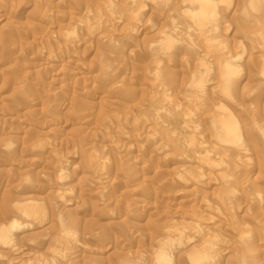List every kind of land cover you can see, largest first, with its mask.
Here are the masks:
<instances>
[{"label": "rangeland", "instance_id": "1", "mask_svg": "<svg viewBox=\"0 0 264 264\" xmlns=\"http://www.w3.org/2000/svg\"><path fill=\"white\" fill-rule=\"evenodd\" d=\"M213 1L0 0V264H264V8Z\"/></svg>", "mask_w": 264, "mask_h": 264}, {"label": "bare ground", "instance_id": "2", "mask_svg": "<svg viewBox=\"0 0 264 264\" xmlns=\"http://www.w3.org/2000/svg\"><path fill=\"white\" fill-rule=\"evenodd\" d=\"M190 1V0H189ZM192 1V0H191ZM243 1V0H242ZM262 1H264V0H244L243 2H245V5H244V3H243V5H244V8L242 9V11H241V9H240V14H243V18H242V21H250L251 20V13H250V11H255V12H257L258 10L257 9H259V8H264V7H262V5L260 6V3H262L263 4V2ZM194 3V4H193ZM193 3H192V7H191V10H189V14H188V18L190 17V19H192V21H194L195 22V24L198 26H200V29H203V30H199V32L202 34H207V36H209V39L212 37V35H213V32L215 31V30H217V27H218V22H219V19L221 18L220 16H214V18L212 17V19H209V18H207V17H209L208 16V14H214L213 13V9H214V1L213 0H193ZM194 6H196V7H194ZM188 9V8H187ZM188 11V10H187ZM186 12V11H185ZM255 14V13H254ZM258 17V16H257ZM244 19V20H243ZM260 20V19H259ZM227 24V23H226ZM226 24H224L225 25V28L223 29V31L226 33L228 30L226 29V28H228L229 29V24L228 25H226ZM219 28V27H218ZM219 30V29H218ZM246 30V29H245ZM260 33H263V32H261V31H259V34ZM216 34V33H215ZM219 34V33H218ZM225 35V34H224ZM211 36V37H210ZM216 36H217V34H216ZM215 37V36H214ZM220 38H223V37H220ZM217 40V39H216ZM211 41V40H210ZM236 41V40H235ZM217 42V41H216ZM245 42V41H244ZM260 45V44H259ZM224 46V45H223ZM235 47H237V46H235ZM235 47H234V49H235ZM244 47V46H243ZM227 48V47H226ZM238 48V47H237ZM220 49V48H219ZM243 49V48H242ZM235 51V50H234ZM233 51V54L235 53ZM230 53V52H229ZM236 53H237V51H236ZM222 54V53H221ZM228 54V53H227ZM226 54V55H227ZM222 55H224V54H222ZM229 55L230 54H228V57H229ZM234 55H236V54H234ZM237 55H238V53H237ZM232 57V56H231ZM230 57V58H231ZM235 57V56H234ZM239 57V56H238ZM224 58V57H223ZM227 59V58H226ZM237 59V58H236ZM230 60V59H229ZM260 60V59H259ZM232 61V60H231ZM237 62L239 61V60H236ZM228 62V61H227ZM263 62H264V60H263ZM209 65V64H208ZM226 66V65H225ZM230 66V65H229ZM260 66V65H259ZM203 67V66H202ZM211 67V66H210ZM261 69H264L263 67L261 68L260 67V71H258V72H261ZM213 71V70H212ZM222 71H224V70H222ZM216 72V71H215ZM214 73V72H213ZM225 73V72H224ZM228 73V75H229V73L230 72H226V74ZM105 74V73H104ZM232 74V73H231ZM209 76V75H208ZM223 77V76H222ZM208 78V77H207ZM223 79V78H222ZM221 79V80H222ZM219 80V79H218ZM206 81V80H205ZM218 82H220V81H218ZM227 82H229V81H227ZM226 83V82H225ZM230 83V82H229ZM228 83V84H229ZM223 84V83H222ZM228 84L226 85V86H228ZM225 85H223L222 86V88L223 89H225ZM231 84H229V86H230ZM228 89H229V87H228ZM226 91V90H225ZM221 107H223V106H221ZM222 111H224V110H222ZM228 116V115H227ZM230 125V126H229ZM229 125H227L226 124V133H225V135H227V138L228 139H233V141H234V137H238V135H237V128L235 127V125L234 124H232V123H230ZM223 126V125H222ZM224 128V127H223ZM225 129V128H224ZM263 132V131H262ZM223 135V134H222ZM234 136V137H233ZM262 138V137H261ZM232 141V140H231ZM230 141V142H231ZM264 144V143H263ZM224 151V150H223ZM232 188V187H231ZM230 188V189H231ZM225 194H226V192H225ZM231 192H229V193H227L225 196L228 198V197H230L231 196ZM226 200V199H225ZM206 209V208H205ZM172 235V234H171ZM168 243V242H167ZM206 250V249H205ZM194 261V260H193Z\"/></svg>", "mask_w": 264, "mask_h": 264}]
</instances>
